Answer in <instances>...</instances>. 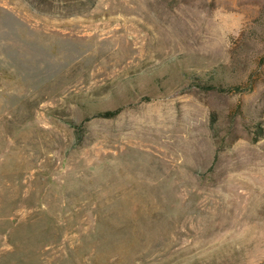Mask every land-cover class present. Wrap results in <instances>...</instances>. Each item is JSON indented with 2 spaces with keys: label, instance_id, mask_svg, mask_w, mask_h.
Listing matches in <instances>:
<instances>
[{
  "label": "rangeland",
  "instance_id": "obj_1",
  "mask_svg": "<svg viewBox=\"0 0 264 264\" xmlns=\"http://www.w3.org/2000/svg\"><path fill=\"white\" fill-rule=\"evenodd\" d=\"M0 264H264V0H0Z\"/></svg>",
  "mask_w": 264,
  "mask_h": 264
},
{
  "label": "trees",
  "instance_id": "obj_2",
  "mask_svg": "<svg viewBox=\"0 0 264 264\" xmlns=\"http://www.w3.org/2000/svg\"><path fill=\"white\" fill-rule=\"evenodd\" d=\"M242 86L243 85H236V84L232 85V84H230L228 87H222L221 85H219L218 88L221 87V88H225V90L231 89V90H236L237 92H240V91H242ZM211 88H216V86H211ZM106 116L112 117L114 115L108 113V114H106Z\"/></svg>",
  "mask_w": 264,
  "mask_h": 264
}]
</instances>
